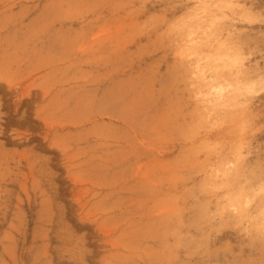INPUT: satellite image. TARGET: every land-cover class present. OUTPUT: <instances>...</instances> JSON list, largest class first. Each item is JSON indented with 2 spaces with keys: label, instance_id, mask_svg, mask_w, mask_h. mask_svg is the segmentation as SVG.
I'll return each instance as SVG.
<instances>
[{
  "label": "rangeland",
  "instance_id": "obj_1",
  "mask_svg": "<svg viewBox=\"0 0 264 264\" xmlns=\"http://www.w3.org/2000/svg\"><path fill=\"white\" fill-rule=\"evenodd\" d=\"M131 0H0V264H165L179 99Z\"/></svg>",
  "mask_w": 264,
  "mask_h": 264
},
{
  "label": "clouds",
  "instance_id": "obj_2",
  "mask_svg": "<svg viewBox=\"0 0 264 264\" xmlns=\"http://www.w3.org/2000/svg\"><path fill=\"white\" fill-rule=\"evenodd\" d=\"M179 99L165 264H264V0H131Z\"/></svg>",
  "mask_w": 264,
  "mask_h": 264
}]
</instances>
